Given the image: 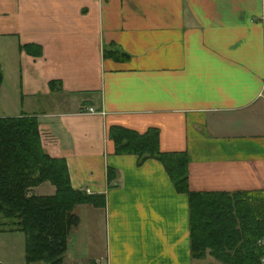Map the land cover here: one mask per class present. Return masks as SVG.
<instances>
[{
    "label": "crops",
    "instance_id": "1",
    "mask_svg": "<svg viewBox=\"0 0 264 264\" xmlns=\"http://www.w3.org/2000/svg\"><path fill=\"white\" fill-rule=\"evenodd\" d=\"M0 62L21 104L0 115H37L73 186L105 201L76 204L65 263L225 264L192 255L188 194L110 129L186 151L193 191L264 189V0H0Z\"/></svg>",
    "mask_w": 264,
    "mask_h": 264
},
{
    "label": "trees",
    "instance_id": "2",
    "mask_svg": "<svg viewBox=\"0 0 264 264\" xmlns=\"http://www.w3.org/2000/svg\"><path fill=\"white\" fill-rule=\"evenodd\" d=\"M33 46L39 48L36 54L41 53L39 44L25 43L21 48ZM114 52L107 51L110 55ZM2 81L0 62V85ZM110 133L117 152H136L139 161L148 156L161 160L176 189L188 194L194 257L211 254L225 264H262L264 189L193 191L186 151H161L153 136L156 131L140 134L114 126ZM44 181L55 185L53 194L33 190ZM83 202L105 203L102 194L75 188L66 159L43 148L37 115H0V231L24 232L27 264L64 262L71 228L79 222L74 208Z\"/></svg>",
    "mask_w": 264,
    "mask_h": 264
},
{
    "label": "rangeland",
    "instance_id": "3",
    "mask_svg": "<svg viewBox=\"0 0 264 264\" xmlns=\"http://www.w3.org/2000/svg\"><path fill=\"white\" fill-rule=\"evenodd\" d=\"M4 74H5V77L3 76L4 83H3V92H2L3 99H1L0 101V113L1 114L13 112L16 106L18 108L21 107L20 99H9L7 97V94H11L12 97L19 94V89H18L19 77L12 71V69L6 63L4 66ZM14 101L16 104L14 103ZM13 235L15 238L12 237ZM13 235L9 233H0V254L3 253L4 255H7V254L10 255V257L6 259V261L8 262L7 264H27L25 260V250H24L25 249V242H24L25 234L23 231H20V232H16ZM16 237H20V240L16 239ZM11 245H13L12 249L9 248V246ZM13 251H16V252L13 253ZM61 263H64V262H61ZM88 263H84V264H88ZM29 264H48V263L46 261L39 260V261H32Z\"/></svg>",
    "mask_w": 264,
    "mask_h": 264
},
{
    "label": "built area",
    "instance_id": "4",
    "mask_svg": "<svg viewBox=\"0 0 264 264\" xmlns=\"http://www.w3.org/2000/svg\"><path fill=\"white\" fill-rule=\"evenodd\" d=\"M89 111L94 112L95 109H94L93 107H90ZM260 242H261L262 244H264V237L260 239ZM262 260L264 261V257L262 258ZM60 264H65V262H64V263H60ZM66 264H67V263H66Z\"/></svg>",
    "mask_w": 264,
    "mask_h": 264
}]
</instances>
